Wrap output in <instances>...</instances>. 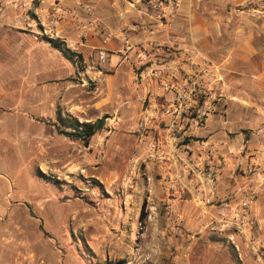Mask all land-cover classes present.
Instances as JSON below:
<instances>
[{
	"label": "rangeland",
	"instance_id": "obj_1",
	"mask_svg": "<svg viewBox=\"0 0 264 264\" xmlns=\"http://www.w3.org/2000/svg\"><path fill=\"white\" fill-rule=\"evenodd\" d=\"M64 1L0 0V264H221L211 240L218 236L191 194H181L179 233L165 217V173L143 161L136 142L148 98L141 81L130 65L100 63L97 51L104 47L86 46L93 33L104 44L108 29L97 15L121 1L72 0L78 11L69 15ZM52 3L60 4L63 17L55 24L47 18ZM92 20L98 28L82 38L77 23ZM49 39L79 53L81 65ZM59 117L104 118V126L84 144L66 134L74 130ZM250 129L254 135L246 142ZM260 129L227 130V139L241 134L237 174L252 159L263 168ZM261 201L251 209V240L264 249ZM183 206L191 211L188 221ZM184 231L198 247L191 253L176 240ZM242 245L239 253L233 248L241 264H264V252L259 258Z\"/></svg>",
	"mask_w": 264,
	"mask_h": 264
},
{
	"label": "built area",
	"instance_id": "obj_2",
	"mask_svg": "<svg viewBox=\"0 0 264 264\" xmlns=\"http://www.w3.org/2000/svg\"><path fill=\"white\" fill-rule=\"evenodd\" d=\"M182 1L138 0L137 3L141 13L154 16L162 25ZM240 7L251 13L260 12L264 10V0H241ZM84 10L90 12L91 7L86 5ZM47 18L51 24L62 20L60 4L50 5ZM77 26L80 36L85 38L88 30L98 28V23L79 21ZM137 30L136 26L117 32L105 30L103 40L119 41L116 53L119 57L135 52L133 71L148 87L147 104L140 114L135 136L143 161L161 166L165 173L164 214L171 230L179 233L176 224L182 220V213L178 207L185 191L191 194L190 199L199 207L212 232L226 238L238 253L243 250V243L245 249L260 258L259 253L263 254L264 249L251 240V209L264 188V169L252 159L242 163V170L237 174L236 167L243 162L241 150L224 153L197 135L225 99L218 66L201 52L184 45L157 44L143 37L134 39ZM155 31L145 32L150 35ZM109 55L106 49H98L97 60L105 63ZM168 142L171 143L169 151L164 149ZM261 148L264 150V140ZM228 167H231L233 184L220 196L217 182Z\"/></svg>",
	"mask_w": 264,
	"mask_h": 264
},
{
	"label": "crops",
	"instance_id": "obj_3",
	"mask_svg": "<svg viewBox=\"0 0 264 264\" xmlns=\"http://www.w3.org/2000/svg\"><path fill=\"white\" fill-rule=\"evenodd\" d=\"M120 1L117 4L111 3L102 16L97 15L108 30L117 32L127 26H136L138 30L133 35L134 39L143 37L157 44L184 45L201 52L218 66L223 79L225 99L217 105L212 119L207 120L197 133L199 137L224 153L227 150L237 152L241 134L234 136L233 140L227 139V130H235L241 125L247 128L259 125L260 136L264 140V10L251 13L240 7L241 0H183L177 11L161 25L154 16L140 12L138 0ZM64 5L68 15L78 11L73 9L72 0H65ZM62 28L64 29L63 26ZM147 29L156 31L146 35ZM100 37L98 33H93L86 46L89 49L104 47L110 54L107 62L130 65L133 71L135 52H129L127 57H119L116 54L120 48L119 41L111 39L103 41V44ZM141 83L143 90L147 91V85ZM152 92L155 93V90L152 89ZM250 130V137L246 142L253 138L254 130ZM170 148L171 143L168 142L164 149L169 151ZM260 162L264 169V156L260 158ZM230 169L228 167L217 182L220 196L233 184ZM258 200H262L264 205V188L256 202ZM185 209L183 206V219L188 221L191 211L189 213ZM189 232L184 231L181 236L176 237L185 253H191L196 247L193 234ZM214 243L219 263L231 264L224 243Z\"/></svg>",
	"mask_w": 264,
	"mask_h": 264
},
{
	"label": "trees",
	"instance_id": "obj_4",
	"mask_svg": "<svg viewBox=\"0 0 264 264\" xmlns=\"http://www.w3.org/2000/svg\"><path fill=\"white\" fill-rule=\"evenodd\" d=\"M49 41L52 43V45L58 49L63 56H65L66 58L70 59V60H74L73 58L76 57L78 58L80 65H81V55L79 53H66L59 42H57L55 39H49ZM60 121L62 122V124L65 127H70L73 128L74 131L72 132H66V134L74 136L76 138H79L80 140H82V142L84 144H87L90 139L99 131L103 128L104 126V118H99L96 119L93 122H79L77 119L75 118H62L59 117ZM65 132V131H62ZM211 240L213 241H221L223 243H225L224 239L218 238L216 236H211ZM227 249L229 252V256L231 258V260L235 263V264H241L240 260L237 257V253L236 251L233 249V247L231 245H227ZM93 264H123L121 262H113V261H109V260H104L102 262H95Z\"/></svg>",
	"mask_w": 264,
	"mask_h": 264
}]
</instances>
